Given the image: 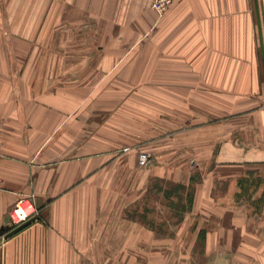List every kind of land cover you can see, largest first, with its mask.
I'll list each match as a JSON object with an SVG mask.
<instances>
[{
	"label": "crops",
	"instance_id": "0c3cea01",
	"mask_svg": "<svg viewBox=\"0 0 264 264\" xmlns=\"http://www.w3.org/2000/svg\"><path fill=\"white\" fill-rule=\"evenodd\" d=\"M152 2L0 0V264H264V0H173L163 15ZM104 81L206 114L213 167L180 228L145 203L98 200L133 160L98 153L99 108L83 97ZM246 178L261 215L222 199ZM19 199L39 217L10 234Z\"/></svg>",
	"mask_w": 264,
	"mask_h": 264
},
{
	"label": "rangeland",
	"instance_id": "374dc122",
	"mask_svg": "<svg viewBox=\"0 0 264 264\" xmlns=\"http://www.w3.org/2000/svg\"><path fill=\"white\" fill-rule=\"evenodd\" d=\"M148 84L147 82V86ZM139 87H143V82L104 81L99 82L97 98L83 97V104L96 103L99 108L95 113L98 118V153L107 152L125 157L129 154L133 158L131 161L120 160L115 166L118 174L109 182L112 183L113 190L109 193H98V200L145 203V216L171 217L179 223L180 228L190 202L199 194L196 191L202 184L203 174L213 167L212 164L208 166L206 161L209 148L201 143L202 136H207L205 134L208 133L202 125L203 120L205 121L202 116L206 114H202L200 108L197 113L166 111L164 101L169 100L166 97L136 94L123 97L118 94L121 90H137ZM109 88H113L115 92L112 97L105 96L104 92ZM157 99L163 100V104L155 101ZM181 99L183 102L184 98H179V101ZM193 100L197 106L201 105L200 97ZM110 105L113 106V112H106L105 107ZM122 107L125 111H122ZM83 116L86 114L83 113ZM209 116L210 121L217 120L216 114ZM171 121L177 122V126ZM90 127L83 124L85 137L95 126L92 124ZM142 153L148 156L145 165L139 162ZM196 164L199 165L198 169ZM249 179H245L247 192L223 194L222 199L242 201L246 205L243 208L244 216L245 213L247 216L261 215V199L256 201L249 193ZM100 181L99 184H105L104 177ZM164 227L169 230L168 225Z\"/></svg>",
	"mask_w": 264,
	"mask_h": 264
},
{
	"label": "built area",
	"instance_id": "2783aa9c",
	"mask_svg": "<svg viewBox=\"0 0 264 264\" xmlns=\"http://www.w3.org/2000/svg\"><path fill=\"white\" fill-rule=\"evenodd\" d=\"M173 0H153L152 9L159 15H163L172 5ZM148 161V156L145 153L140 155L139 162L145 165ZM39 217V210L35 204L25 199H19L14 208L9 214V224L11 231L22 226L23 224L35 220Z\"/></svg>",
	"mask_w": 264,
	"mask_h": 264
},
{
	"label": "water",
	"instance_id": "95a60500",
	"mask_svg": "<svg viewBox=\"0 0 264 264\" xmlns=\"http://www.w3.org/2000/svg\"><path fill=\"white\" fill-rule=\"evenodd\" d=\"M31 221H33V220H31ZM31 221H29V222L23 224L22 226H20V227L14 229V230H12V231L10 232V234H13V233L19 231L20 229H22L23 227H25L27 224H29Z\"/></svg>",
	"mask_w": 264,
	"mask_h": 264
}]
</instances>
